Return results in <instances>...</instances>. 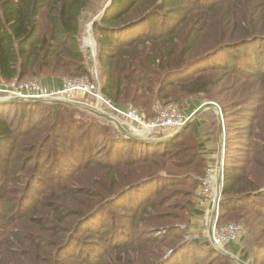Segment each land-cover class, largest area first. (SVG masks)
Here are the masks:
<instances>
[{"label": "trees", "instance_id": "obj_1", "mask_svg": "<svg viewBox=\"0 0 264 264\" xmlns=\"http://www.w3.org/2000/svg\"><path fill=\"white\" fill-rule=\"evenodd\" d=\"M258 1L110 0V5L104 10L100 21L93 25L98 61L105 80L103 93L118 106H126L128 102L136 105L139 100L143 101L147 95L154 93L164 94V98L169 99V88H173L175 93L179 91L186 95L206 93L210 101H216L210 91L218 88L217 84L223 79L217 74L194 75L195 67L205 61L208 63V69L213 67L220 71L222 76L229 77L230 82L240 79L261 81L262 93L252 104L261 107L255 116H250L251 111L241 116L244 124L253 125L250 133L251 153L245 163L251 165L259 159L264 171V145L256 153V157L251 155L257 149L255 135L264 129L259 125L261 118L264 120V70L258 66L253 55L245 54L248 46L264 42V10ZM93 2L94 0H0V79L7 83L17 80L23 82L39 76L47 78L61 72L77 78L87 76L89 71L80 48V39L82 22ZM209 50L212 52L199 57V54ZM193 57L194 59L188 62ZM261 66L264 67L263 62ZM208 78L213 79L212 84L202 83ZM19 103L22 106H31L27 102ZM9 104L14 103L0 105ZM39 105L34 103L33 106ZM48 111L50 112V109ZM222 111L226 116V110L222 108ZM262 120L261 124L264 125ZM191 124L189 129L194 131L196 122ZM187 128L177 138L162 145L116 137L109 147L112 155L103 160H95L88 151L96 145L97 140H90L88 136L84 139V134L69 140L70 136L63 134V139L67 137L70 143L77 144L79 148L89 147L84 152L88 158L85 161L81 158L82 153H76L77 147L64 152L54 146L58 145L60 140H55V136L49 133L40 140H34L31 152H35V156L18 163L15 154L11 156L15 157L14 161L11 157L7 161L3 160L8 149L5 142H8L14 130L5 118L0 116V166L2 169L3 166L7 167L5 172H2L0 167V223L13 225L6 230H1L0 226V264H10L15 258L10 254L11 249L26 244L34 250V257L39 261H42L41 255H46L48 251L46 244L52 248L57 246L55 250L59 252L54 255L51 264L61 263L58 261V255L65 251L72 258L82 257L86 264H106L111 255L101 258L99 253L111 252L112 249L122 255L119 262L114 264H132L125 262L124 254L138 245L157 243L159 239L145 240L144 237L147 236H142V230L136 232L135 228H132V231H129V226L115 223L113 215L107 222L109 230L106 229V232L100 235L106 239L97 241L102 246L98 252L88 245L82 249L78 235L87 232L95 236V233H100L97 228L101 227L102 222H92L101 218L106 207L111 204L121 211L131 213L128 223L130 226L140 222H157L169 226L173 218L159 213L157 205L160 201L152 199L153 196L145 190L146 186L143 185L146 182L140 185L142 180L138 171L144 169L149 174L148 181L154 179L159 171L169 170L168 165H173L170 160H174L175 156L170 148L177 146ZM79 131L80 129L77 133ZM119 143L125 148L127 145L132 147L127 158H123L121 148L117 147ZM137 145L143 148L142 152L134 149ZM101 147H107V144ZM94 149H98V146ZM72 152L76 153V158L70 161ZM45 154L50 161L54 155L62 156L60 162L53 164H59V170L52 167V171L49 167L46 172L47 177H53L52 182L47 184L46 194L42 195L38 205L32 210L34 217L29 220L22 213L10 223L4 213L13 208V202H18L14 199L24 181L21 175L26 174V168L32 161L35 163L32 173L36 174ZM75 159L80 162L77 168L79 171L69 173L67 167H70L69 164ZM244 175L246 176L244 171L239 176L231 175L226 166L223 194L227 197L237 194L240 196L222 202L221 210L227 213L254 212L261 216L259 225L264 228V177L261 183H257L249 181ZM29 188L26 187V193ZM9 194L11 197L8 198ZM18 199L20 201L22 195ZM98 203L100 205L94 206ZM167 203L163 202L159 207L164 208ZM39 205L42 210L36 211ZM29 208L23 206L22 211L26 213ZM27 220L28 226L21 227ZM72 228L74 229L70 234ZM52 233L54 239L49 237ZM5 242L9 244H4ZM194 246L200 252L195 253L194 257H205L204 253H208L205 245L197 246L194 243ZM181 248L182 246L167 261L163 259L155 264L169 263L185 249ZM211 251L213 255H218L214 256L215 261L220 258L229 261L216 250L210 249L209 252ZM187 256L184 257L183 264H187ZM244 259L248 260V256Z\"/></svg>", "mask_w": 264, "mask_h": 264}, {"label": "rangeland", "instance_id": "obj_2", "mask_svg": "<svg viewBox=\"0 0 264 264\" xmlns=\"http://www.w3.org/2000/svg\"><path fill=\"white\" fill-rule=\"evenodd\" d=\"M195 1L196 0H194V2ZM109 2L110 0H94L90 8L87 9V13L82 22L80 48L86 59L85 63L89 71L87 76L85 75L84 77L77 78L74 77V75L68 73L63 74L61 72L50 75V77L47 78L39 76V78H31L23 82L17 80V82L7 83L0 79V88L3 90V92H0V101L17 99V97L9 98L11 95H9L7 91L18 92L16 93L18 96L22 94L20 93L22 90L18 89V86L16 88L13 87L16 84L34 83L37 84L42 91L44 90L43 92L37 91L36 93H56L53 94L54 96H48L41 100L23 101L31 104L29 107L27 104V106H22L20 103L0 105V116H3L14 130V134L9 136L8 142H5L8 149H6L7 153L5 154L6 156L3 157V160L7 161L14 154L15 157L17 156L18 163L32 158V156H35V152H31L33 142H35L34 140H40L49 133L55 136V140H60L59 144L54 146H58V148L63 149L61 151L64 152L77 147L76 153H82L81 158L84 161L87 158L84 152L89 147L79 148L77 144L70 143L67 137L63 139L65 136L63 134L67 133L66 135L70 136L69 140H71V138H77L79 134H84V139L88 136L90 140H97L96 145L88 149L95 160L107 159L112 155L109 147L116 137H123L121 131L133 135L136 138L148 141L151 145L166 144L169 138L176 132L182 130L184 126L180 129H173L168 126L152 127L155 124H159L160 109L175 107L185 119L189 120L191 115L201 105L209 102L215 103L218 111L219 109L222 111V108L226 110V116H224L222 111L224 120L223 132L219 129L217 110H206L193 120L192 124L196 122L194 131L189 129L188 125V128L186 127L187 131L182 136L181 141L177 146L170 148V150L175 153V156L174 160L169 159L170 162H173V165H168L170 167L169 170L163 169L159 171L155 174L154 179L148 181L149 174H147L144 169L138 171L139 177H141L140 179L142 180H140V185L146 182L143 185L146 186L145 190H148L150 196H153L152 199L160 201L157 205L159 213L167 214V216L173 218L169 225L170 227L166 224H159L157 222H140L130 226L128 223L131 219V213L121 211L116 208L114 204H111L106 207V211L102 214L103 216L101 218L92 222L93 224L102 222L101 227L99 226L97 228L100 233H95V236L87 232L78 235L80 247L84 249V246L88 245L95 248L98 252L99 248L102 246H100L97 241L106 239L105 236L101 238L100 235L105 233L106 229L109 230L107 222L109 219H112L113 215L115 216V223H122L129 226V231H132V228H135L134 230L136 232L142 230V236H147L144 237L146 238L145 240H148V238L159 239L157 243L148 242L141 246L138 245L135 248H131L132 250H129L127 254L123 255L125 262L132 264L159 263L165 256L177 250L179 247L182 246V250L187 246L178 256L179 258L175 256L176 258L174 257V259L167 264H183V259L187 255L188 256L185 258V263L187 264H240V262L245 264H264V228L259 225L262 219L261 216L256 215L254 212L233 211L227 213L221 210L222 202H226L229 198L235 199L240 196L237 194L233 197H227L223 194L226 166L228 168V173L234 176H239L244 171L246 173L244 177L251 182L261 183L264 177V171L260 165L259 159L255 160L251 165L245 163L248 155H250L249 153H251L250 133L253 125L250 123L244 124L241 116L249 113V111H251L250 116H255L257 114L261 106H252V104L256 102V98L262 93L261 81L250 82L240 79L236 80V82H234L235 80L230 82L228 80L229 77L222 76L220 71H216L213 67H209L208 69V63L205 61V63L195 67L194 75L197 76L201 73L211 75L217 74L219 78L223 79V81L220 80V83L217 84L219 85L218 88L210 91L216 101H210L206 93L186 95L179 91L175 93L173 88H169V99L164 98V94L159 95L154 93V95H147L143 101L139 100L136 105L131 102H128L126 106L116 105L102 91L105 80L102 77V67L98 61L97 41L93 31L94 24L92 25L94 21H100L101 15ZM257 3H261V7L264 10V1L259 0ZM210 51L211 50L199 54V57L210 53ZM222 54L226 56L225 53ZM222 54H220V56ZM245 54L253 55L256 58L255 60L258 66L264 70V67L261 66L262 62L264 63V42L248 46ZM193 59L194 57L188 60V62ZM80 80H89L94 83L96 85V94L92 96L85 92L74 90L76 83ZM212 80L213 79L208 78L203 80L202 83L212 84ZM177 84L176 82L175 85ZM22 92V95H30L28 91L23 90ZM98 95L101 96L107 104L99 103ZM34 103L40 105L36 107L33 106ZM239 105L241 106L236 109ZM52 107H54L53 110H51ZM112 108L123 111L130 109L137 111V113L143 117L144 125L140 127L128 125L126 119L118 115ZM49 109L50 112L48 111ZM261 120L259 121V125L264 128V125L261 124ZM262 121L264 122V120ZM78 129H80V131L77 133ZM185 129L183 131H185ZM259 132L260 134L255 135L257 149L251 154L255 157L256 153L261 149V146L263 147L264 145V139H262V136H264V129L259 130ZM135 134L138 135L136 136ZM106 144L107 147H101ZM52 146L53 143L50 145L49 151ZM96 146H98V149L95 150L94 147ZM117 147L121 148L123 158H127L132 150L130 145H127L125 148L123 144L119 143ZM160 147L156 148L160 150ZM137 148H140V150H137ZM134 149L139 153L143 151V148L138 145ZM76 153H70V161L76 158ZM15 157H11L13 161ZM61 157L62 156L54 155L50 161L47 154L43 155L40 161V168L36 174L32 173L33 168H35L34 161L28 165L26 174L21 175L24 181L21 183L20 191L15 195L16 199L14 200H18V202H13V208L4 213V215L8 217L10 223H12L16 217L21 216L22 213L24 214L23 216L29 220L34 217L32 210L38 205L37 203L41 200L42 195L46 194L47 184L52 182L53 177H47L46 172L49 167L52 171V167H54L55 170L57 168L59 170V164H53L60 162ZM221 159L224 164L222 172L221 169L218 168L219 160ZM69 166L70 167H67L69 173L77 172L79 171L77 168L80 166V162L75 159ZM41 167H43V171H41ZM6 169L7 167L3 166L2 172H5ZM170 172H172L171 175ZM57 173H55V175ZM91 174L93 175L94 173ZM220 174H222V177ZM57 179L59 180V178ZM98 180H100V177ZM84 181L86 182V179H84ZM219 181H221L220 187ZM26 187H30L28 193L25 192ZM161 189L162 191H158ZM206 190H208V192ZM220 190L222 195L219 204V217L215 222H212V212L210 213L212 210L211 206L213 202H215V198L218 197ZM21 195L22 199L26 196L23 201L22 199L20 201L18 199ZM9 197H11V194L8 195V198ZM163 202L168 203L164 208L159 207ZM97 205H100V203L94 204V206ZM23 206L24 208L30 207L26 213L22 211ZM38 210H42L40 205L36 211ZM149 211L152 210L149 209ZM153 212L155 211L153 210ZM143 217L146 218L145 216ZM29 220L21 227H27ZM212 223L213 225L214 223L216 224L214 233H212ZM228 225L240 226L243 230V236L239 241H233L232 243L223 244V246H221L224 252L232 256L228 257L224 255L229 261H225L221 258L215 261L214 256L218 255H213V251L209 252L210 249L215 250L216 244H214L213 240L215 241L216 239L213 237L215 236L218 238V234L221 235L222 229ZM0 226H2L1 230H6L13 225H7L1 222ZM91 226L94 227V225ZM120 226L119 224L118 227ZM102 227H104L103 230ZM74 228L70 230V234ZM24 231L25 228L23 229V233ZM212 234L214 235L213 237L211 236ZM49 237L54 239V234L52 233ZM194 243L197 246L205 245L208 251V253H204L206 255L205 257H194L195 253H200L199 250L195 249ZM4 244L9 243L5 242ZM46 248L48 250L46 255H41L42 261H39L34 257V250L28 247L27 244L18 245L10 251V254L15 257L10 264H51L54 260V255L58 253L59 250H55L57 246L52 248L48 244H46ZM199 249L202 250L201 248ZM99 255H102L101 258H108V256L111 255L110 258L107 259L106 264L119 262V257L122 256L119 253L113 252V249L111 252H103L99 253ZM245 256H248V260L246 261H244ZM58 261L61 262L59 264H86L82 257L78 256L72 258L66 251L58 255Z\"/></svg>", "mask_w": 264, "mask_h": 264}, {"label": "built area", "instance_id": "obj_3", "mask_svg": "<svg viewBox=\"0 0 264 264\" xmlns=\"http://www.w3.org/2000/svg\"><path fill=\"white\" fill-rule=\"evenodd\" d=\"M15 82H17V81H15ZM17 86H18V89H20L22 91L23 90L28 91L30 95H25V94L22 95L23 92L20 91V93H22V94H20L18 96V95H16V93H18V92L7 91V93L9 95H11V97H9V98L17 97V99H21L23 101H30V100H41V99H44L48 96L51 97V96H54L53 94H56V93H52V94L36 93L37 91L43 92L44 90L42 91V89H40V87L34 83L16 84L13 87L16 88ZM95 86L96 85L94 83L90 82L89 80H80L76 83L74 90L80 91V92H85V93L93 96L96 94V87ZM0 92H3V90L1 88H0ZM31 93H33V94H31ZM12 95H15V96H12ZM98 98H99V100H98L99 103H101V104L106 103V102H104V99L101 96L98 95ZM112 109L118 115L125 118L128 125L139 126V127L141 125H144L143 117L139 113H137V111L132 110V109L127 110V111L118 110L115 108H112ZM115 121H117V120H115ZM187 122H188V119H185V117L175 107H168L166 109H160L159 110V124H155L152 127L168 126L169 128L180 129L181 127L185 126ZM146 128H148V127H146ZM149 129H152V128H149ZM129 131H131V130H129ZM208 190H209V187H208ZM208 190H206V191L208 192ZM213 204H215V202H213ZM219 210H220V207L216 211L215 221L219 217ZM210 213H211V216L213 219V216L215 213L214 209L211 210ZM211 225H213V223ZM215 225L216 224L214 223L212 233H214V231H215L214 230ZM218 235H219L218 238H216L213 234L211 236L212 237L214 236L213 238L216 239L215 241L213 240L214 244H216L215 247L219 248V247L223 246V244H229V243H232L233 241H237V240L239 241L241 239V237L243 236V230L240 226L228 225L222 229L221 235L220 234H218Z\"/></svg>", "mask_w": 264, "mask_h": 264}, {"label": "water", "instance_id": "obj_4", "mask_svg": "<svg viewBox=\"0 0 264 264\" xmlns=\"http://www.w3.org/2000/svg\"><path fill=\"white\" fill-rule=\"evenodd\" d=\"M110 5V3L108 4V6ZM107 6V7H108ZM106 7V8H107ZM96 21H94L93 23H92V25L95 23ZM30 101H33V100H30ZM35 101V100H34ZM19 102H23V100H19V99H12V100H5V101H3V100H1L0 101V104H6V103H19ZM217 108V105L215 104V103H212V102H209V103H206V104H203V105H201L192 115H191V117L189 118V120H188V122L186 123V125L184 126V128L182 129V130H180L179 132H176L173 136H171L170 138H169V140H171V139H175V138H177L181 133H182V131L186 128V127H188V125H190V123H192L193 122V120L195 119V118H197L200 114H202L204 111H206V110H209V109H216ZM217 110V109H216ZM217 112H218V119H219V129H220V131L221 132H223V130H224V120H223V115H222V111L219 109V111L217 110ZM121 134H122V136L124 137V138H126V139H129V140H132V141H140V142H145V143H148V141H145V140H142L141 138H136V137H134L133 135H129L128 133L126 134V132H122L121 131ZM150 144V143H149ZM223 162H222V159L221 160H219V164H218V168L219 169H221V172H222V168H223ZM220 176L222 177V174H220ZM220 185H221V181H219V187H220ZM128 190V189H127ZM262 191H264V189L262 190ZM120 195V194H119ZM119 195L118 196H116L115 198H114V200L115 199H117L118 197H119ZM221 195H222V193H221V190L219 191V195H218V197H217V201H218V203L216 204V211L218 210V208H219V204H220V199H221ZM215 215H216V212H215V214H214V216H213V221L212 222H214L215 221ZM215 250L217 251V252H219V253H221V254H223V255H225V256H228V257H232L231 255H229L228 253H226V252H224L223 250H221V249H219V248H217V247H215ZM176 251V250H175ZM175 251H173V252H171L169 255H167L165 258H164V261H167L169 258H171L172 257V255H174V253H175ZM240 264H245V263H243V262H240Z\"/></svg>", "mask_w": 264, "mask_h": 264}, {"label": "bare ground", "instance_id": "obj_5", "mask_svg": "<svg viewBox=\"0 0 264 264\" xmlns=\"http://www.w3.org/2000/svg\"><path fill=\"white\" fill-rule=\"evenodd\" d=\"M138 133V132H137ZM136 135V134H135ZM138 135V134H137ZM136 135V136H137ZM218 203V201H217V197L215 198V204H212V206H211V209L213 210L214 209V211L216 212V204ZM214 207V208H213ZM215 214V213H214ZM214 219V218H213ZM213 221V220H212ZM221 250H222V248L221 247H219Z\"/></svg>", "mask_w": 264, "mask_h": 264}]
</instances>
